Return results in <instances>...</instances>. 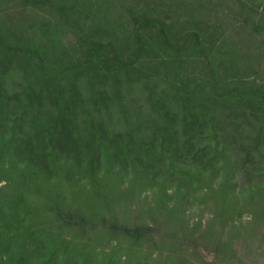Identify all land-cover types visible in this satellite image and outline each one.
Masks as SVG:
<instances>
[{
    "label": "trees",
    "instance_id": "1",
    "mask_svg": "<svg viewBox=\"0 0 264 264\" xmlns=\"http://www.w3.org/2000/svg\"><path fill=\"white\" fill-rule=\"evenodd\" d=\"M259 258L264 0H0V264Z\"/></svg>",
    "mask_w": 264,
    "mask_h": 264
},
{
    "label": "rangeland",
    "instance_id": "2",
    "mask_svg": "<svg viewBox=\"0 0 264 264\" xmlns=\"http://www.w3.org/2000/svg\"><path fill=\"white\" fill-rule=\"evenodd\" d=\"M200 205V204H199ZM191 213V214H190ZM190 220L193 222H196L197 220L201 219L204 222H206L210 218V212L207 208H205L204 205H200L199 207L193 209L191 212H189ZM250 218L248 216H244L241 219V222L248 221ZM258 246V245H257ZM258 261L260 263L264 262L263 258H259Z\"/></svg>",
    "mask_w": 264,
    "mask_h": 264
}]
</instances>
